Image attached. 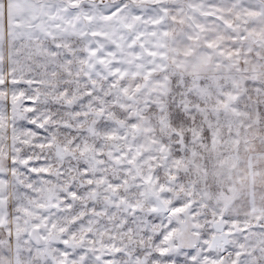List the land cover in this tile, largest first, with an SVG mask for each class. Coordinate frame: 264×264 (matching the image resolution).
Returning a JSON list of instances; mask_svg holds the SVG:
<instances>
[{
  "label": "snow or ice",
  "instance_id": "obj_1",
  "mask_svg": "<svg viewBox=\"0 0 264 264\" xmlns=\"http://www.w3.org/2000/svg\"><path fill=\"white\" fill-rule=\"evenodd\" d=\"M0 264H264V0H0Z\"/></svg>",
  "mask_w": 264,
  "mask_h": 264
}]
</instances>
